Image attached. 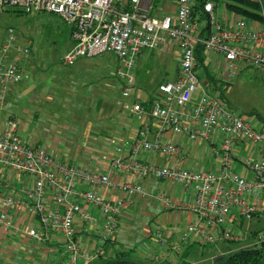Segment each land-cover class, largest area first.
Wrapping results in <instances>:
<instances>
[{
	"label": "built area",
	"instance_id": "2783aa9c",
	"mask_svg": "<svg viewBox=\"0 0 264 264\" xmlns=\"http://www.w3.org/2000/svg\"><path fill=\"white\" fill-rule=\"evenodd\" d=\"M143 0H0V13L20 9L26 13L47 12L70 25L71 45L61 55L70 66L82 56L113 54L118 61L116 74L123 80L121 107L139 122L133 134L118 133L109 140L115 155L111 167L133 176L116 182L109 171L91 169L60 158L44 146L28 143L20 134L14 116L0 127V228L15 226V216L33 218L26 233L37 241L52 235L63 243L67 264H89L102 248L88 252L82 244L75 220L96 224L88 212L99 211L96 235L113 241L120 216L135 195L145 196L142 178L152 176L179 182L192 195L185 202L174 201L166 192L155 195L166 208L191 209L195 218L180 233L179 241L167 238L162 226L154 238L179 249L190 238L201 244L218 240L264 242V223L244 228V221L264 219V127L234 114L225 107L219 88L196 69L195 47L203 45L205 59L218 79L229 82L240 62L264 68V21L247 18L230 10L222 21L215 2L202 4L208 27L193 12L194 0H176L174 13L155 15ZM264 16V11H261ZM172 44L179 51L176 77L160 82L148 99L137 94L134 76L136 57L145 48L161 49ZM32 46L18 39L14 25L0 35V104L6 105L12 83L29 78L26 68L16 63ZM217 78V77H216ZM196 87L201 90L193 99ZM135 97L128 101L131 94ZM181 134L189 141L211 140L218 169H199L144 159L143 152L179 158L186 148L167 137ZM101 188L119 189L123 196L104 195ZM187 264V263H186ZM191 264V263H188Z\"/></svg>",
	"mask_w": 264,
	"mask_h": 264
},
{
	"label": "rangeland",
	"instance_id": "374dc122",
	"mask_svg": "<svg viewBox=\"0 0 264 264\" xmlns=\"http://www.w3.org/2000/svg\"><path fill=\"white\" fill-rule=\"evenodd\" d=\"M161 1L163 0H154L155 6ZM216 1L223 3L221 0H214ZM9 24L16 27L19 41L29 42L32 50L26 57L14 52V55H17L16 63L28 70L29 78L12 83V89L7 94L8 103L0 104V127L9 116H14L21 136L28 143L44 146L52 150L56 156L64 157V159H69L74 154L82 165H85L83 162H87L86 160L92 159L90 163L94 166L93 160L96 158L100 162V160L106 161L108 157L115 155L110 145H107L108 143L105 142L104 145L94 143L96 140L94 131L100 133L99 130L105 131L117 123L122 124L124 121L131 123L136 120L131 112L121 107L119 101L122 99L120 89L123 80L116 74L115 67L118 61L115 56L111 53L91 57L82 56L74 64L65 66L61 63V55L70 40L68 23L52 13H26L10 8L0 13V35L4 33L5 27ZM176 49L168 53L155 48H145L143 52L141 51L134 65L136 89L151 93L156 89L155 84L158 81L174 79L179 63V51ZM215 76L218 79V74ZM218 80L221 81L223 78L220 77ZM200 90V87H196L192 95L193 99L198 96ZM105 93L107 97L104 100L108 98L107 100L113 103L100 101L97 104L96 98L104 96ZM92 96H95V99L91 101L84 98ZM74 98H77V101H74ZM223 98L225 107L234 114L248 119L256 126L264 127V68L240 62L236 75L229 80V85L224 90ZM87 107L90 108L87 109ZM89 129L93 132L92 136H86ZM84 137L85 142L91 144L92 149L81 144ZM71 159L74 162L77 161L74 158ZM174 186L175 191L182 188L179 182ZM88 212L94 216L90 209ZM23 220L28 226L29 218ZM141 221L142 219L138 216L133 218V214L130 217L126 214L120 216V223L131 222L140 226ZM164 222L161 217L160 224L166 228ZM263 223L264 219L255 217L250 222L245 220L244 228L247 226L255 228ZM140 227L142 228V225ZM130 230L133 233L129 235V238L133 240L129 242L131 247L128 252L129 258H140L138 253L144 241L153 246L155 253L163 248L158 246L153 237L151 239L147 236L143 241L138 240V230L133 227ZM0 240V259H5L2 260L3 264H28L24 260L25 252L28 250L23 247L24 244L15 247L13 243L4 242L7 241L6 237H0ZM244 245H247L246 242L229 240H218L205 244L196 241L192 247L193 251L187 256L189 261L184 264H212L214 256L224 251V247L235 248ZM157 255L159 257H154L152 253L148 257H152L154 264H169L164 254ZM261 264H264V260Z\"/></svg>",
	"mask_w": 264,
	"mask_h": 264
},
{
	"label": "crops",
	"instance_id": "0c3cea01",
	"mask_svg": "<svg viewBox=\"0 0 264 264\" xmlns=\"http://www.w3.org/2000/svg\"><path fill=\"white\" fill-rule=\"evenodd\" d=\"M144 1L147 2V0H143V2ZM221 1L223 2L222 4L216 1L215 7L217 9L218 16L221 17L222 21L227 22L230 18V12H229L230 10L226 8L224 1L223 0ZM258 1L264 4V0H258ZM148 8H149L150 13L159 15V16L164 15V14L174 13L176 10V0H163L157 6H155L154 0H150ZM70 45H71V40H69V44L67 48L70 47ZM174 48L175 47L172 44H167V45H164L159 50H162L163 52L168 53V52H173ZM143 51L144 49L142 50V52ZM140 53L138 55H141ZM116 61H117V58H116ZM116 67H115V70H116ZM175 77H176V74H175ZM166 80L168 79H163L161 81H158L155 84V86L157 87V85L160 82H163ZM153 92L150 93L149 91H146V90L142 91L141 89H137L136 95H139L140 98L142 97V98L148 99L149 97L152 96ZM87 95L89 97V93ZM104 96H98L96 98L97 104L100 101H107V103H110V104L113 103V102L108 101L109 100L108 98H107L108 100L107 99L104 100L107 97V93H105ZM88 97H84L85 100L91 101L95 99V96H92L90 98ZM134 97H135V94L132 93L131 96L128 98V101H131ZM74 101H77V98H74ZM88 108L90 107H87V109ZM131 123L124 121L122 122V124L117 123L116 125L112 127H108L105 131L99 130L100 133H97V131H94V133H96V136H95L96 140L94 143L96 144L101 143V145H104L106 142L108 143L107 144L108 146L109 145L111 146L109 140L112 136H115V134H118V133L133 134L134 130L136 129L138 125V121L137 120L131 121ZM102 132L104 136L102 135ZM92 133L93 132H91V129H89V131L86 133V136L87 135L92 136ZM167 137H170V139H172L173 141L182 144L187 150L186 153L179 158H170L166 160V158L159 156L158 153L146 151L141 154V157L144 159L156 160L157 162H160V163L167 162L169 164H177V165H182L185 167H194V168H199V169H212L215 171L218 169V162L216 158H214L212 150H211V146L214 143L213 141L204 140V139L197 140V141H189L186 138V136L181 135V134H174V133L168 134ZM82 140L83 141L81 144H83L84 146H89L90 149H92V147L90 146L91 144L89 143L87 144L85 142V137L82 138ZM71 158H74L75 161L77 160L76 162L80 164L78 161L79 158L77 159L74 156V154H72V157H70L69 159L67 158L70 162H74L72 161L73 159ZM86 161L87 162H83V163L87 165L88 167L91 166L89 167L91 169H101V170L109 171L111 174V177L116 182L131 180L133 178V176L129 173H126V172L122 173V172H119L113 169L109 162V158L106 161L100 160V162H99V159L96 158V160H93V163H95L94 166L91 165L90 163L92 159L90 160L88 159ZM86 163H88L89 165ZM141 181L144 183L146 189L150 193L145 196L135 195L133 198V201L130 204L126 205V208L123 211V214L121 216H123L124 214H126L129 217L131 216V214H133V218H136L138 216L139 219H142L141 221L142 228L140 227L141 225L136 226L135 224L131 222L130 223L121 222L119 225V228L117 229L115 239L113 241H103L100 238H97L96 237L97 235L95 233V229L98 227V224H99V211L97 208H95L92 205L87 206V210L90 209L91 212L94 213V217L96 218V224L88 225L87 227L86 223L81 221L79 218L75 220L77 235L79 236L82 244L87 246L88 252H92L96 250L98 246L102 248L100 254L96 258H94L93 261L98 259L100 256H111L115 254L116 250L120 252L124 251L125 255L129 257L128 252L129 250H131L129 242L133 240L129 238V235L133 233L130 230L132 227L136 228V230H138L139 232L138 240L143 241L147 236L153 239L155 230L158 228V226H161L160 222H161V217H162V219L165 221L164 222L165 225L167 226L165 228L167 232V238L177 237L176 240L179 241V236L184 226L187 223L194 220L195 214L191 209L178 208V207L166 208L164 205H162L159 202L157 196L155 195L157 192L162 190V191L168 192V194H170V196L173 198L174 201L185 202V201L190 200L192 195L182 190V188L179 191H175L174 184H176L177 182L176 183L170 182L165 179L157 180L153 178L152 176H147L145 178H142ZM173 186H174V189H173ZM98 190H100L104 195H109L112 197L116 195L123 196V193L117 188L116 189L101 188ZM24 217H25L24 214L22 215L19 214L15 216L16 218L15 226L13 227V229L7 230L4 228H0V237H4V238L6 237L7 239V241H4V240L3 241L6 243H9V242L13 243L15 247L16 246L18 247V246H21V244H24L23 247L28 249L25 252L24 260L28 264H67L63 256V243L59 240V236L52 235V238L46 241H37L33 239L32 237H30L28 234L25 233L26 222L25 220H23ZM31 221L33 222V218L30 216L29 222ZM141 236L142 237L144 236V238H141ZM154 239L156 243L158 244V246L163 247L161 248V250L155 253L154 252L155 249L153 248V246L150 243L144 241L141 244L140 246L141 249L139 250V253H138L140 258L132 257V259L141 261L143 263L154 264L152 257L150 256L148 257V255L153 253L154 257H159V255L157 254H164L167 260H169V264H184L185 262L189 261V259H187L188 258L187 256L191 254V252L193 251L192 247H193V244H195L196 242L194 238H190L186 242L180 241L181 247L177 249L168 244H165L166 246L162 245L158 242L156 238ZM118 242H120V244L122 245H120ZM15 250L18 251L17 248H15ZM2 260L4 261L5 259L2 258ZM2 260L0 259V264L4 263Z\"/></svg>",
	"mask_w": 264,
	"mask_h": 264
},
{
	"label": "trees",
	"instance_id": "16d2710c",
	"mask_svg": "<svg viewBox=\"0 0 264 264\" xmlns=\"http://www.w3.org/2000/svg\"><path fill=\"white\" fill-rule=\"evenodd\" d=\"M206 0H194L193 12L198 15V19L203 24V30L208 27L207 15L203 12L202 4ZM214 1V0H213ZM227 9L234 10L237 13L247 17L264 21L261 11H264V4L258 0H223ZM19 10L20 9H14ZM23 12V11H22ZM195 56L197 59L196 69L200 75L205 76L209 82L219 88L220 96L223 98L224 90L229 82L218 80L211 71L209 64L205 59L203 45L198 43L195 47ZM224 99V98H223ZM224 251L214 256L212 264H261L264 260V242L252 245H244L235 248L224 247ZM133 262L134 264H145L134 260L125 255V252L117 251L111 256H100L89 264H121V262ZM63 263V262H62Z\"/></svg>",
	"mask_w": 264,
	"mask_h": 264
},
{
	"label": "water",
	"instance_id": "95a60500",
	"mask_svg": "<svg viewBox=\"0 0 264 264\" xmlns=\"http://www.w3.org/2000/svg\"><path fill=\"white\" fill-rule=\"evenodd\" d=\"M121 264H134L133 262H124L122 261Z\"/></svg>",
	"mask_w": 264,
	"mask_h": 264
}]
</instances>
